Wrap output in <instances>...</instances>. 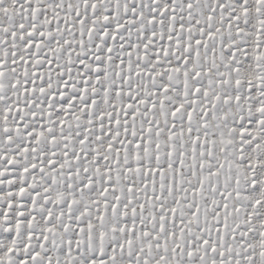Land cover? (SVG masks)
Wrapping results in <instances>:
<instances>
[{
    "label": "snow or ice",
    "instance_id": "1",
    "mask_svg": "<svg viewBox=\"0 0 264 264\" xmlns=\"http://www.w3.org/2000/svg\"><path fill=\"white\" fill-rule=\"evenodd\" d=\"M0 264H264V0H0Z\"/></svg>",
    "mask_w": 264,
    "mask_h": 264
}]
</instances>
